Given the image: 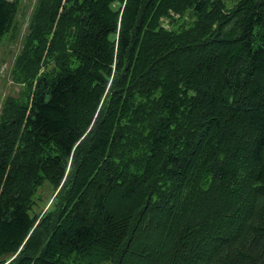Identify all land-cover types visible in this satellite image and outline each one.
I'll list each match as a JSON object with an SVG mask.
<instances>
[{
	"label": "trees",
	"instance_id": "1",
	"mask_svg": "<svg viewBox=\"0 0 264 264\" xmlns=\"http://www.w3.org/2000/svg\"><path fill=\"white\" fill-rule=\"evenodd\" d=\"M12 78L0 264H264V0H37Z\"/></svg>",
	"mask_w": 264,
	"mask_h": 264
},
{
	"label": "rangeland",
	"instance_id": "2",
	"mask_svg": "<svg viewBox=\"0 0 264 264\" xmlns=\"http://www.w3.org/2000/svg\"><path fill=\"white\" fill-rule=\"evenodd\" d=\"M36 3L37 0H21L17 15L16 35L12 37L13 31H11L4 37L0 45V114L6 98L9 95H17L21 89V85L13 80L12 72L16 57L23 47L24 38L28 31ZM53 188L48 182L40 187L37 196V205L34 209L35 212H43L47 209L51 203L50 199L55 195Z\"/></svg>",
	"mask_w": 264,
	"mask_h": 264
}]
</instances>
